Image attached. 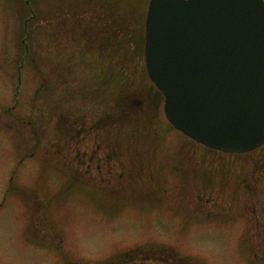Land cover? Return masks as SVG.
<instances>
[{
	"label": "rangeland",
	"instance_id": "374dc122",
	"mask_svg": "<svg viewBox=\"0 0 264 264\" xmlns=\"http://www.w3.org/2000/svg\"><path fill=\"white\" fill-rule=\"evenodd\" d=\"M28 4L23 57L33 14L0 0V264H264V147L223 153L169 123L145 65L149 0ZM100 91L109 107H92ZM60 115L74 165L49 150Z\"/></svg>",
	"mask_w": 264,
	"mask_h": 264
},
{
	"label": "water",
	"instance_id": "95a60500",
	"mask_svg": "<svg viewBox=\"0 0 264 264\" xmlns=\"http://www.w3.org/2000/svg\"><path fill=\"white\" fill-rule=\"evenodd\" d=\"M146 65L190 137L226 152L264 143L263 0H151Z\"/></svg>",
	"mask_w": 264,
	"mask_h": 264
},
{
	"label": "flooded vegetation",
	"instance_id": "af4514ba",
	"mask_svg": "<svg viewBox=\"0 0 264 264\" xmlns=\"http://www.w3.org/2000/svg\"><path fill=\"white\" fill-rule=\"evenodd\" d=\"M59 150L61 151V147L59 148Z\"/></svg>",
	"mask_w": 264,
	"mask_h": 264
}]
</instances>
